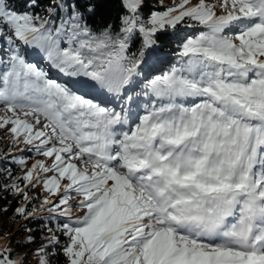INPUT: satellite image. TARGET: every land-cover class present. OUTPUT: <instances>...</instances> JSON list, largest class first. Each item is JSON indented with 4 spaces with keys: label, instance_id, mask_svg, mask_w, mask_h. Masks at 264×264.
Instances as JSON below:
<instances>
[{
    "label": "snow or ice",
    "instance_id": "snow-or-ice-1",
    "mask_svg": "<svg viewBox=\"0 0 264 264\" xmlns=\"http://www.w3.org/2000/svg\"><path fill=\"white\" fill-rule=\"evenodd\" d=\"M159 3L0 0V264H264V0Z\"/></svg>",
    "mask_w": 264,
    "mask_h": 264
},
{
    "label": "trees",
    "instance_id": "trees-1",
    "mask_svg": "<svg viewBox=\"0 0 264 264\" xmlns=\"http://www.w3.org/2000/svg\"><path fill=\"white\" fill-rule=\"evenodd\" d=\"M161 4L169 6L165 3L164 0H160V3L156 4V6L160 7ZM172 47H175V45H172ZM173 55H175V54H173ZM4 195H7V194H4ZM7 200L12 201L13 197L7 196ZM0 203H3V202H0ZM13 206H15L14 203H13ZM20 223H22V221H18V220H15L12 218L11 211H9V213L7 215H3L2 217H0V229H3L4 231H9V230L18 228ZM33 227H34V225H33ZM16 239L17 240L23 239V237L17 236ZM38 239H39V237H38ZM30 259L32 260V264H34L35 258L33 257Z\"/></svg>",
    "mask_w": 264,
    "mask_h": 264
},
{
    "label": "rangeland",
    "instance_id": "rangeland-1",
    "mask_svg": "<svg viewBox=\"0 0 264 264\" xmlns=\"http://www.w3.org/2000/svg\"><path fill=\"white\" fill-rule=\"evenodd\" d=\"M164 1L169 6H171L174 3V0H164ZM6 139L7 138L5 137V134L2 131H0V147H3L5 145Z\"/></svg>",
    "mask_w": 264,
    "mask_h": 264
}]
</instances>
